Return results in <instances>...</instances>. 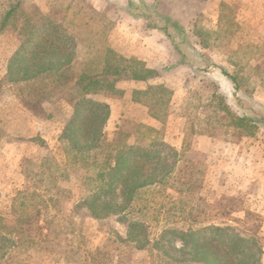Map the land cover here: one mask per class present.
<instances>
[{
    "label": "rangeland",
    "instance_id": "374dc122",
    "mask_svg": "<svg viewBox=\"0 0 264 264\" xmlns=\"http://www.w3.org/2000/svg\"><path fill=\"white\" fill-rule=\"evenodd\" d=\"M17 1L0 0V23L5 9ZM52 1L55 5L48 6ZM22 2L35 18L55 7L57 22L77 39V55L65 78L36 80L31 111L21 96L22 84L7 81L8 65L24 38L12 26L0 36V264H204L186 263L191 258L184 255L186 249L178 251L183 241L170 232L214 226L258 239L264 264V126L239 121L264 118V0H166L163 13L189 29L199 26L206 37L214 34L208 47L205 36L190 37L204 69H224L237 81L223 84L225 100L214 98L217 91L209 78L193 85L182 106L177 104L184 95L174 91L170 103L153 110L119 94H89L111 110L98 148L94 131H86L81 147L62 139L73 113L68 99H77L72 84L82 71L101 69L97 62L108 54L106 33L121 14L114 6L101 7L95 20L89 11L97 10L95 0ZM181 3L186 10H180ZM17 19L25 20L23 14ZM169 81L177 85L174 78ZM153 99L154 94L147 101ZM154 110L163 121L157 130L150 119ZM200 133L217 138L212 160L205 149L195 148L194 136ZM157 141L177 152L171 175L138 188L127 202L122 182L116 196L99 193L110 181L107 174L118 150ZM161 159L172 165V155ZM153 166L146 161L144 169ZM215 253L229 252L217 247Z\"/></svg>",
    "mask_w": 264,
    "mask_h": 264
},
{
    "label": "trees",
    "instance_id": "16d2710c",
    "mask_svg": "<svg viewBox=\"0 0 264 264\" xmlns=\"http://www.w3.org/2000/svg\"><path fill=\"white\" fill-rule=\"evenodd\" d=\"M119 4L121 11L146 21L147 28L163 33L180 56L181 64L195 68L199 76L206 71L204 69L203 56L196 53V51L194 54V49L190 47V37L193 35L205 36L203 33L206 31H199V26L197 25H193L192 28L190 26V29H188L181 21L163 13L161 0H156L152 4H147L144 0H125V5L121 6ZM4 12L0 23V36L8 27L12 26L24 38L19 52L12 57L8 65L7 81H11L13 84H22L20 90L23 87L25 90H23L21 96H25L27 102V105H25L32 111L31 107L33 105L31 104L34 103H31V101L33 102L31 91L36 84V80L44 76H54L57 79L65 78L66 71L69 72V69L73 68L76 60L77 42L64 28V25L57 22V16H38L35 18L22 6V0H18L10 7H7ZM18 14H23L25 20L20 22V19H17ZM205 34L207 35V33ZM213 35L211 33L210 36H205L207 47V39L209 40ZM202 42L204 45L205 42ZM106 51L108 54L100 59V62H97L101 69L96 74H89L86 70L82 71L78 78L73 81L74 83H71L72 88L75 91L77 90L78 97L76 100L73 96L68 99L73 113L71 120L63 131L62 139L68 142L71 141L74 147L83 145L81 141L86 135V131L87 133L94 131L92 141L93 145L96 146L97 144V148L104 139L103 130L109 120L111 110L109 105L96 102L89 97V94L98 95L101 91H107L112 94L123 95V91L117 88V83L121 79L148 81L157 75L154 70L149 69L142 62L116 55L110 49H106ZM222 70L229 80L231 79L234 83L237 81V78L230 76L224 69ZM21 73L20 79L10 78L14 74L19 75ZM213 85L217 91L214 94V98L227 99V95L220 92L216 82H213ZM27 90L30 92L29 95L26 93ZM161 93L163 97H158ZM152 94H154L153 103L147 101ZM172 95L173 92L164 85H151L143 91L135 90L132 99L135 103L142 104L153 110L158 106L164 108L170 103ZM87 108H89V111ZM90 111L92 113L88 117ZM157 115L159 113L154 110L152 116L159 118ZM209 119L208 117L207 122L210 121ZM239 121L243 123H261L264 126V118L262 121H258L244 116ZM163 155L173 156L171 166L161 159ZM176 156V150L162 141H157L148 145V147L125 144L114 156L115 164L110 166V171L107 174V177H110V181L101 187L99 193L103 190V193L109 194L110 197L116 196L119 183L122 182L120 190L123 198L126 202L127 200L131 201L138 188L160 183L164 178L171 175L175 170ZM150 160L154 163V166L149 171H146L144 165L146 161ZM108 186L109 188H106ZM104 208L116 210L109 205H104ZM235 231L232 227L214 226L202 231H194L192 229L188 232L173 231L170 233L180 236L183 241L179 246L182 248L178 251L183 252L185 251L184 248L186 249L187 253L185 252L184 255L191 257L187 258L186 263L200 260L204 264H262L263 249L258 239L255 237H244ZM215 242L218 245H213ZM216 246L227 249L229 253H223L222 255L215 253Z\"/></svg>",
    "mask_w": 264,
    "mask_h": 264
},
{
    "label": "crops",
    "instance_id": "0c3cea01",
    "mask_svg": "<svg viewBox=\"0 0 264 264\" xmlns=\"http://www.w3.org/2000/svg\"><path fill=\"white\" fill-rule=\"evenodd\" d=\"M24 1L28 2V0H24ZM95 1H97V10L89 8L90 14L96 17L94 18L95 20L99 18L100 12L98 8L101 7L114 6L113 9L121 14V19L119 20V22L115 20L114 23L113 22L110 23L111 26L113 25L115 27L113 28V30H111V32L106 33L107 38H105V40L109 42V45H107L106 43L105 45L107 46H103V47H107L108 49L112 50L114 54L120 55L126 59L137 60L139 62H142L149 69H152L157 73V75L154 78H151L148 81H134L128 79H121L117 83V88L120 91H123V95L121 96L123 98L121 99H124L128 103H130L133 101L132 97H133V92L135 90H139V91L146 90L151 85L152 86L157 85L158 82H161V84H164L166 88L171 90L173 92V95L175 92L176 93L179 92L182 95H184L182 101L177 104V107L182 106V104L186 101L189 95H191L195 91V89H192L194 88L193 85L198 83L204 84L205 81L207 80L209 81V78L211 80L209 82L212 83L211 86H213L214 89L215 86L213 85V82H216L220 92L225 90L223 84H226L228 78L224 75L223 70L221 68L207 69L206 67L205 69L206 71H204L203 74L199 76L195 68L181 64L180 56L175 51L170 41L165 37L163 33L157 30H151L147 28L146 21L130 16L128 13L123 12L119 9L118 4L120 3L119 5L121 6L125 5V0H95ZM144 1L147 4H152L156 0H144ZM81 2L83 3L84 0H81ZM161 2L162 5H164V2H166V0H161ZM50 5H55V4L52 1L49 2L48 6ZM22 6L26 10L29 9V7L24 2H22ZM179 8L180 10H186V7L183 5V3H181ZM188 8L189 7H187V9ZM54 9L55 7H51L48 13L42 12L41 15L47 17H54L53 14ZM58 14L59 13L55 15L57 16L56 17L57 19H59ZM185 26L186 28L189 29L188 27L189 25L188 26L185 25ZM9 31L10 28L8 27L7 32L9 33ZM17 34L19 35L20 33L18 32ZM17 34L12 32V35L14 36H16ZM228 72L230 71L228 70ZM171 78H174V80L177 82V85L176 83L175 85H173L174 83H171L169 81ZM178 84L180 86H178ZM171 103L174 104V100ZM136 105L142 107L144 106L142 104H137V103ZM150 119L153 123L154 129L155 130L159 129L160 128L159 126H161L162 124L161 122L163 121L161 120L159 121L157 118L153 117L152 115H150ZM194 137H195V148L205 149L207 155L211 154L209 160H212L218 148L217 138L214 135L202 134V133L197 134Z\"/></svg>",
    "mask_w": 264,
    "mask_h": 264
}]
</instances>
